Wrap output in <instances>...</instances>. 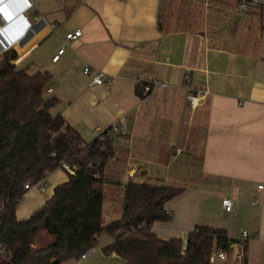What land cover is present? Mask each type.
<instances>
[{"label":"crops","instance_id":"1","mask_svg":"<svg viewBox=\"0 0 264 264\" xmlns=\"http://www.w3.org/2000/svg\"><path fill=\"white\" fill-rule=\"evenodd\" d=\"M27 1L32 30L11 45L18 67L50 74L51 91L44 96L57 99L51 114H60L84 140L115 126L112 141L126 149L109 163L104 223L120 216L130 180L181 186L164 204L171 219L152 224L155 235L185 244L196 226L222 229L235 241L231 251L241 247L242 254L215 257L214 263L264 264V4L238 8L236 0H190L199 5L202 23L174 28L160 20L170 0ZM24 3L9 0L0 11V23L13 37L26 26L17 18ZM219 14L227 18L223 27L211 23ZM218 28L228 34L213 44ZM76 29L81 35L65 43V34ZM240 35L247 38L241 52ZM6 44L0 34V46ZM99 72L102 84L94 82ZM138 83L148 84L142 97L135 92ZM188 88L196 94L193 105ZM67 180L58 167L43 178L44 191L25 189L16 218H28ZM223 197L232 199L233 212L223 208ZM113 239L99 234L85 258L59 264H123L117 254L102 253ZM52 241L42 230L33 246Z\"/></svg>","mask_w":264,"mask_h":264},{"label":"trees","instance_id":"2","mask_svg":"<svg viewBox=\"0 0 264 264\" xmlns=\"http://www.w3.org/2000/svg\"><path fill=\"white\" fill-rule=\"evenodd\" d=\"M190 2L181 0L180 11ZM185 10L181 27L191 22L192 11ZM165 15L161 13L160 20ZM238 24L239 19L231 28ZM246 44L247 38L240 35L236 50L245 51ZM18 57L13 48L0 54V264L77 260L94 248L102 232L114 237L102 253L117 254L123 264H211L214 248L229 250L235 241L224 230L210 226H196L188 232L185 244L181 238L162 239L151 231L155 221L171 219L164 204L184 189L181 186L130 180L124 185L120 216L104 223L109 163L126 149L105 135L112 127L86 141L60 114L52 115L57 99L44 96L50 74L18 67ZM147 85H136L139 97ZM61 130L63 134L54 138ZM63 162L75 167L74 174L68 173V180L57 185L52 196L28 218L17 219L15 207L25 192L24 184L43 179ZM42 230L53 241L34 248Z\"/></svg>","mask_w":264,"mask_h":264},{"label":"built area","instance_id":"3","mask_svg":"<svg viewBox=\"0 0 264 264\" xmlns=\"http://www.w3.org/2000/svg\"><path fill=\"white\" fill-rule=\"evenodd\" d=\"M9 0L7 1H3V3H0V9H3L5 8V6L7 5ZM238 3H239V7H246L250 4H253V5H258V4H264V1L262 0H236ZM30 7V3L25 0V3L24 5H22L19 13L17 14V18H21L22 21L26 24V26L23 27V29H21V31L19 33L16 34L15 37H13V35L8 32L6 29H5V26L7 27V25H3L0 23V34L4 37V39L7 41V44L6 45H3V46H0V54L5 51V50H8V49H12L11 45L17 43L19 40H21L29 31L32 30V27H31V23L30 21L28 20V17L24 14V11L27 10L28 8ZM4 14V13H3ZM35 19H37V17H35ZM11 20H7V23H10ZM81 35V30L80 29H76L72 32H68L65 34L64 36V40H65V43L71 41V40H74L76 39L77 37H79ZM63 47L60 48L58 51H57V54L54 55L52 57V60L55 61L57 60L59 54H61L63 52ZM89 72V67H85L84 68V73H87ZM186 77L188 78V75H186ZM104 81V75L103 73L99 72L95 78H94V82L97 83V84H102ZM51 91V87L49 85H46L45 89H44V92L47 93V92H50ZM195 97H196V94H194L192 91H190V89L188 88V93H187V99L188 101L190 102L191 105L194 104L195 102ZM112 128L109 129L105 135L112 138L114 137L115 133H116V128L115 126H111ZM105 130V129H104ZM102 130L98 136H100V134L104 131ZM103 135L99 138L100 140L103 139ZM60 167L65 170L67 173L69 174H74V171H75V167L74 166H70L68 163L66 162H63L61 163ZM44 183H43V179H40V180H37V181H29L27 183L24 184V188L25 189H30V188H36L40 191H44ZM258 188H262V185H258ZM221 204L223 206V208L227 211V212H233V202H232V199L229 198V197H223L221 199ZM241 235L243 238H246L247 236V231L246 230H243L241 232ZM234 244V243H232ZM231 244V245H232ZM230 245V246H231ZM240 248V251L238 252H234V251H231V248H229L228 251L222 249V248H219V247H216L213 249L210 257H209V262L212 264L214 263V260H215V257L221 259V260H227V259H236V258H240L241 257V254H242V250H241V247ZM3 247L0 246V251H2ZM91 249L89 250H86L85 252H83L79 259H83L85 258L89 253H90ZM183 252V251H182Z\"/></svg>","mask_w":264,"mask_h":264},{"label":"rangeland","instance_id":"4","mask_svg":"<svg viewBox=\"0 0 264 264\" xmlns=\"http://www.w3.org/2000/svg\"><path fill=\"white\" fill-rule=\"evenodd\" d=\"M180 2H181V0H179V2H178V0H176V2L174 1V2L170 3V6L167 5V7H165V9L163 11V13L166 14L164 19H167V21H170V23L174 25V28H179L185 22V19H186V16H187L186 15L187 11L185 9H188L189 11H192L190 13L191 14V17L190 18L191 19L188 20V21H191V22L190 23L189 22L188 23L186 22L188 24V26L189 25L190 26L192 25L194 27L195 25L196 26L200 25V23H202V21H201L202 19L200 18V8L198 7L199 5L198 4H194L193 2H192L193 3L192 4L190 2L189 5H188V7H185V9H182L180 11V7L179 6L182 5V3L180 4ZM180 12L182 14H180ZM226 19H227L226 17H223L221 14H219L217 19H215V17H213L211 23L215 27H218V26L223 27L222 26L223 25V22L226 21ZM216 21L219 24H216ZM220 28H218L216 30V32H214L212 34V38H213V41H214L213 44H217V43H221L222 42V39L219 38V35L221 36L223 34L224 35L228 34L226 32V30H225V32L223 34H221V32H219V29ZM221 29H223V28H221ZM227 31H228V29H227ZM208 36H209V34H208ZM223 45H224V43H223ZM60 135H61V131L57 132L54 135V138H57ZM101 235L102 236L103 235L104 236H108L109 234L108 233H105V232H102ZM214 264H216V262Z\"/></svg>","mask_w":264,"mask_h":264},{"label":"water","instance_id":"5","mask_svg":"<svg viewBox=\"0 0 264 264\" xmlns=\"http://www.w3.org/2000/svg\"><path fill=\"white\" fill-rule=\"evenodd\" d=\"M3 1H7V0H3ZM17 13H13V14H11V17H10V19L13 17V16H15ZM59 260L58 259H53L49 264H59Z\"/></svg>","mask_w":264,"mask_h":264},{"label":"snow or ice","instance_id":"6","mask_svg":"<svg viewBox=\"0 0 264 264\" xmlns=\"http://www.w3.org/2000/svg\"><path fill=\"white\" fill-rule=\"evenodd\" d=\"M0 3H3V0H0ZM0 11H2V9H0Z\"/></svg>","mask_w":264,"mask_h":264}]
</instances>
